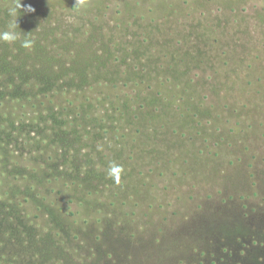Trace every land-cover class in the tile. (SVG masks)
<instances>
[{"label":"rangeland","instance_id":"374dc122","mask_svg":"<svg viewBox=\"0 0 264 264\" xmlns=\"http://www.w3.org/2000/svg\"><path fill=\"white\" fill-rule=\"evenodd\" d=\"M16 21L0 264H264V0H0Z\"/></svg>","mask_w":264,"mask_h":264},{"label":"clouds","instance_id":"9594fccd","mask_svg":"<svg viewBox=\"0 0 264 264\" xmlns=\"http://www.w3.org/2000/svg\"><path fill=\"white\" fill-rule=\"evenodd\" d=\"M21 10V3L16 5V7L9 10V15L15 17L17 15V10ZM25 12H34L35 9L31 5H27L24 8ZM18 26L17 21L16 24L10 25L9 29L3 32H0V40L7 42V43H13L17 40H20V34L15 31V28ZM21 45L25 48L31 47L32 42L28 40L27 38L21 40ZM122 173V167L116 164L110 165L108 169V175L112 177L117 182L120 179V175Z\"/></svg>","mask_w":264,"mask_h":264}]
</instances>
